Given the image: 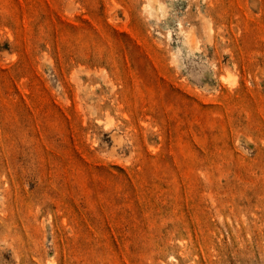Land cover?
I'll use <instances>...</instances> for the list:
<instances>
[{
	"label": "rangeland",
	"instance_id": "obj_1",
	"mask_svg": "<svg viewBox=\"0 0 264 264\" xmlns=\"http://www.w3.org/2000/svg\"><path fill=\"white\" fill-rule=\"evenodd\" d=\"M0 264H264V0H0Z\"/></svg>",
	"mask_w": 264,
	"mask_h": 264
}]
</instances>
